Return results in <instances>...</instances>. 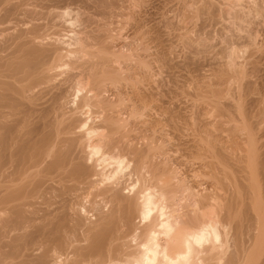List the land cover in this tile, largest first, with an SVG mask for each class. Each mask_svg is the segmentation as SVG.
I'll use <instances>...</instances> for the list:
<instances>
[{
    "label": "bare ground",
    "instance_id": "obj_1",
    "mask_svg": "<svg viewBox=\"0 0 264 264\" xmlns=\"http://www.w3.org/2000/svg\"><path fill=\"white\" fill-rule=\"evenodd\" d=\"M196 1H178L184 19L229 23L222 21L231 38L251 46L246 62L255 68L259 33L246 25L264 0H248L247 10L241 0H221V10ZM144 2L0 0V264H264V148L252 142L250 152L229 154L227 141L214 137L222 122L214 119L229 107L210 118L195 103L224 99L233 75L253 92L254 71L235 60L237 45L224 46L225 35L219 48L227 56L213 59L217 70L209 62L195 84L204 94L184 100V109L162 100L169 30L145 24L152 15ZM187 28L178 39L197 47L205 27L196 29L199 39ZM240 86L228 98H241ZM179 115L193 124L180 143L198 160L193 174L165 144Z\"/></svg>",
    "mask_w": 264,
    "mask_h": 264
},
{
    "label": "rangeland",
    "instance_id": "obj_2",
    "mask_svg": "<svg viewBox=\"0 0 264 264\" xmlns=\"http://www.w3.org/2000/svg\"><path fill=\"white\" fill-rule=\"evenodd\" d=\"M146 1H148V2H146ZM179 0H145V6L147 7V10L145 9L146 7L144 6L143 8H144V11L146 12L144 15L145 16H149V15H152V17L154 16V18H152L151 16V18L150 17H148V23H147V20L146 21H144L145 22V24H147L148 25V27H150V25H151V27H152V29H154V27H155V29L157 28L158 29V27L160 28V29H164V30H161V31H168V32H162L164 35H163V37L166 39V41L164 40V42L163 43H165L166 44V46H164L165 48H166V50H165V48H163V50H165L166 52H169L168 53V56H169V58H170V62H169V64L171 63V65H169V66H166L165 65V67L163 66V68H161V70L159 71V73H161V74H159V75H161L160 77H163V81H165V82H163V85H165V83L167 82V84H166V86L167 87H170V88H165L166 86H161L160 88H161V90H162V100L164 99V100H166L167 98H169V97H173V99H175L176 101H177V103H176V101L174 100V104H176L175 106H178L179 104H178V102L180 103V105H182V106H179V107H182L183 109L185 108V106H183V101L184 100H186V102L188 103V100L187 99H194V101H195V99L196 98H193V96H194V94H196V92H199L200 93V91H203L204 89L205 90H207L206 89V87H198V88H196L198 85H197V82H199V80H201L200 78H202L201 76H203V74H206L207 73V69H210V63H212V61H213V59L215 60V57H216V59H217V62H218V58L221 60V58L220 57H222V58H225L226 56H225V52L223 51V49H221V48H219V46L221 47V45L222 44H224V43H226V45H224V46H227L228 44H229V46L232 44V46L231 47H236V45H237V53H235V49H234V53L236 54V56H238V57H236L235 58V60L236 61H239L240 62V65H241V63L243 64L244 62V64H243V66L245 65L246 66V70L247 69H249V70H247V71H249L250 72V70H252V71H254V73L253 72H251L252 74H250V75H252V76H255V77H252V78H254V84L255 85H253V88H255L254 90H253V92L251 91V90H249V92L247 91V85L245 86V79H243V80H241V81H239L241 84H242V86L244 87V89H243V91L245 90V87H246V90L245 91H247L246 93H245V91L243 92V91H240V92H242V94L243 95H241V93H239L241 96V98H239L238 100H234V98L236 97V98H238L239 96L237 95V96H235V94H233V98L232 97H229V98H231L230 99V101L229 102H231L232 103V106H227L226 105V103L228 104L229 102H228V96L229 95H232V93H237V91H239V90H242V87L240 86L241 84H239L238 83V81H235L237 78H236V76L237 75H233V76H235V78H231L232 79V82L231 81H229V82H227L226 84L228 85V87L229 86H234V87H232V88H227V86H226V88H227V90L229 91V92H227L226 91V88L224 87V89H225V91H224V93H226V95H225V97H227V99L224 97V99L223 98H218L219 96H217V101H215L216 100V98H215V100H214V98H213V100H212V102H211V100L209 101V99H208V102H206V98L205 99H201V97L200 98H197L196 99V104H198V102H199V106L200 105H202L203 107H207V109L206 108H204L205 110H203V109H201V110H203V111H206L207 110V112H208V114L207 115H209L210 116V118H214L218 113H221L220 111H219V109L221 108H224V107H226V108H228L226 111H227V113H226V111L225 112H223L224 110L222 109V116L220 115V114H218L216 117H215V119H214V121L216 120L217 122V124H219V122L220 121H222V122H220V124L218 125V126H216V128H218L217 130H215V134H214V137L216 138V140H217V142L218 141H227V144H226V146L228 147L227 148V150H228V153L229 154H232V153H234V152H238L241 148L242 149H246L247 150V152H250V149L251 148H249L250 146V143H254L255 144V146H262V148H264V26H263V24H261V23H264V21H262V18H263V13H264V11L262 12V11H260V13L259 14H257V16L255 17V20H253V21H251L250 23L249 22H247V23H249V25L247 24L246 26L248 27H253V28H255V29H252V31H254V32H257V33H259L258 34V36H256V41H255V44H256V42L257 43H259V44H256V46H258V49L259 50H257V51H259V52H257L256 51V53H255V55H254V57H258V60H256V62L259 64V66H258V64L256 63H254V65H255V68H251L252 66H251V64L252 63H248V62H246V59L247 58H249L250 57V55L252 54V52H251V46L249 47V45L247 46V42H244L243 41V39H242V37L240 38L241 39V41L242 42H244V43H246V45L245 44H242V43H240V41H238L239 40V37L237 36V35H235V34H233L232 35V37L233 36H237L238 37V39H237V37L235 38V37H233V38H231V35H229V32H231L230 34H232L233 32H234V30H230V28H226L227 26L228 27H230V25H229V23H226L227 24V26H225L226 24H225V22H224V20L222 19V21L224 22V24L225 25H223L222 23V21H221V23H218V22H216V20H217V12L215 11V16L216 17H214L216 20H214L215 21V23L213 24V22L211 21V20H209L210 19V17L208 18L207 17V15H205V14H203V16L205 15V17H206V19H208L207 21H210L209 23L208 22H206V20H205V17H200V19H199V17L197 16V18L196 17H194V18H192L191 19V21L189 20V19H187V17L185 16V18H186V20L184 19V17H183V13H182V11L180 10L179 11V9L181 8V6H180V4H178L179 2H178ZM193 2L194 1H196V0H192ZM213 1H215L214 2V4L215 5H218L219 4V9L221 10V2L223 1H221V0H213ZM252 1V0H251ZM163 2V3H162ZM167 2V3H166ZM191 3V0L190 1H188L187 0V3ZM192 2V3H193ZM197 2V1H196ZM218 2V3H217ZM240 2H244V4L242 3V8H244V6H246L245 8L246 9H244V10H247L248 8H249V6H248V8H247V5H251V6H254V4H253V2H248V0H241ZM147 3V4H146ZM177 3V4H176ZM188 3V4H189ZM191 3V5L192 6H194V4H192ZM249 3V4H248ZM250 3H252V4H250ZM247 4V5H246ZM171 5V6H170ZM149 6V7H148ZM152 6V7H151ZM155 6V7H154ZM173 6V7H172ZM180 6V7H179ZM165 7V8H164ZM227 7V6H226ZM160 8V9H159ZM173 8V9H172ZM158 9V10H157ZM175 9V10H174ZM215 9H217V6H216V8ZM174 10V11H173ZM218 10V9H217ZM220 10H218V11H220ZM149 11V13H147ZM159 11V12H158ZM171 11V12H170ZM158 12V13H157ZM161 13V14H160ZM164 15H163V14ZM221 14L223 13L222 11L220 12ZM219 12H218V14H220ZM262 13V14H261ZM157 15V16H155V15ZM177 14V15H176ZM179 14V15H178ZM159 15V16H158ZM166 15V16H165ZM260 15V16H259ZM144 16V18H147V17H145ZM164 17L163 19H162V17ZM219 16V15H218ZM224 16V15H223ZM222 16V17H223ZM158 17V18H157ZM159 17H160V19H159ZM168 17V18H167ZM224 17H226V16H224ZM114 18H118V17H114ZM156 18V19H155ZM171 18V19H170ZM173 18V19H172ZM227 18V17H226ZM158 19V20H157ZM219 19V18H218ZM257 19H259L258 21H257ZM115 20H117V19H112V21H115ZM163 20V21H162ZM165 20V21H164ZM175 21V25H174V21ZM183 22H181V21ZM184 20V21H183ZM190 22H189V21ZM194 20V21H193ZM204 20V21H203ZM227 20H229V18H227ZM264 20V19H263ZM170 21H171V23H170ZM206 22L207 23V25L206 26H203V22ZM226 21V20H225ZM261 23H260V22ZM153 22V23H152ZM163 24H162V23ZM167 22L170 24H167ZM180 22V23H179ZM201 24H200V23ZM212 22V23H211ZM114 23V22H113ZM113 23L110 25V27L113 25ZM117 23V22H116ZM116 23H114V25H113V27L116 25ZM177 23V24H176ZM187 23V24H186ZM191 23V25H189V24ZM193 23H195V24H197V25H195V24H193ZM217 23V24H216ZM255 23V24H254ZM257 23H258V25H257ZM118 24V23H117ZM158 24H160V25H158ZM182 24H184V26L182 25ZM205 24V23H204ZM208 24H209V27H208ZM220 24H221V26H220ZM246 24V23H245ZM244 24V25H245ZM253 24L255 25V26H253ZM147 25H145L144 26V28H146L147 27ZM156 25V26H155ZM168 25V26H167ZM173 25V26H172ZM194 27H193V26ZM199 25H202L203 27H205L204 29H200L199 27H201V28H203L202 26H199ZM211 25V26H210ZM187 26L190 28V30L192 29V32H190L191 34V36L192 37H194V35L193 34H195V33H193V32H196L197 30L196 29H198V31H200L201 32V35L203 36V37H201V35H200V32H198L199 33V37L197 38V39H199L200 37H201V39H203L204 40V44H206V41L209 43H207L208 45H210V46H213V47H210V46H208V45H206V47H207V49L205 48V50H204V48H202L203 46H201V48H202V50H204L205 52H202V50L200 51V52H198L199 50L197 49V48H199L200 49V45H204L203 43L202 44H200L199 45V42H203V40H201V41H198L197 42V40L195 39V42H197L198 43V45H199V47H198V45H197V47L195 46V47H193V46H189V45H187V44H185V47H183L182 46V44H181V42H180V40L178 39L179 38V36H180V39L182 38L181 37V33L182 32H186L187 30L186 29H188L187 28ZM218 26V27H217ZM220 26V27H219ZM224 26V28H222ZM262 26V28H260ZM113 27H111L112 29H113ZM117 27V26H116ZM150 27V28H151ZM182 27H183V29H182ZM191 27H193V28H195V30L193 29V28H191ZM232 27V26H231ZM246 27V28H247ZM258 27V28H257ZM121 28V27H120ZM177 28V29H176ZM214 28V29H213ZM219 28V29H218ZM244 28H245V26H244ZM245 28V29H246ZM118 29V30H117ZM116 29V31H118L119 33H120V30L122 29H120L119 30V28H117ZM149 29V28H148ZM151 29V31H153L154 32V30H152ZM157 29H156V31H157ZM210 29L212 30L211 31V33L209 34L208 32H210ZM114 30H115V28H114ZM175 30V31H174ZM176 30H178V31H176ZM182 30V31H181ZM189 30V29H188ZM256 30V31H255ZM258 30V31H257ZM123 31V32H122ZM121 31V33L122 34H124V36H125V31H127V33L129 32V30H127V27H126V29L124 28V30H122ZM205 31V32H204ZM207 31V32H206ZM233 31V32H232ZM244 32L245 33V31H244V29L243 30H241V32ZM112 32H115V31H113L112 30ZM241 33V34H244V33ZM117 32H115V34H116ZM169 35H168V34ZM179 35H178V34ZM225 33V34H224ZM114 34V33H113ZM118 34V33H117ZM121 34V35H122ZM181 34V35H180ZM207 34L209 35L208 37H209V39H206V38H208L207 37ZM222 34H224V35H222ZM256 34V33H255ZM178 35V36H177ZM226 35V37L228 38H231L232 39V41L234 42V45H233V42L230 40V41H228V39L227 38H225V37H223V36H225ZM123 36V35H122ZM123 36V37H124ZM168 36V37H167ZM196 36H195V38H196ZM223 37V38H222ZM163 38V39H164ZM258 38V39H257ZM194 39V38H193ZM206 39V40H205ZM216 39V40H215ZM221 39V40H220ZM224 39H227V41L225 42V40ZM168 40V41H167ZM182 40V39H181ZM208 40H211V41H208ZM222 40H224V43H223V41ZM245 40V39H244ZM236 41H238V42H236ZM195 42H194V45H195ZM210 42H211V44H210ZM220 42H222V43H220ZM228 42H231V43H228ZM170 43H171V45H170ZM221 45H220V44ZM240 43V44H239ZM218 44V45H217ZM186 45H187V47H186ZM168 46V47H167ZM205 46V45H204ZM188 47H192V48H188ZM209 47V48H208ZM222 47H223V45H222ZM249 47V48H248ZM194 48H196V49H194ZM210 48H211V50H210ZM190 49H194V50H196L197 51V53H195L194 52V57L190 54V52H192L193 50H191L190 51ZM209 49V51H207ZM219 49H220V51H219ZM253 51V50H252ZM225 54H224V53ZM189 53V54H188ZM249 53H251V54H249ZM197 54V55H196ZM238 54V55H237ZM189 55H191V57H192V59H191V57L189 56ZM213 55H215L214 56V58H213ZM233 56H235L234 54H232ZM225 56V57H224ZM247 56V57H246ZM259 56L261 57V58H259ZM173 57V58H172ZM187 57L190 59V60H193L194 58V60L193 61H195V62H187V61H185V60H188L187 59ZM197 57V58H196ZM186 58V59H185ZM212 58V59H211ZM242 58V59H241ZM173 59V60H172ZM209 59L211 60V61H209ZM220 60H219V62H220ZM224 60V59H223ZM260 60V61H259ZM222 61V60H221ZM210 62V63H209ZM215 61H213V63H214ZM216 62V63H217ZM239 62H237V63H239ZM207 63H208V65H207ZM212 63V66H211V68L214 66V64ZM215 63V64H216ZM217 65V64H216ZM219 66V64L217 65V66H214V69H218L217 67ZM216 67V68H215ZM248 67V68H247ZM250 67V68H249ZM257 67H258V69H257ZM243 68H245V67H243ZM213 69V68H212ZM214 69H213V71H214ZM207 70V71H206ZM211 70V69H210ZM209 70V71H210ZM205 71V72H204ZM263 71V72H262ZM156 72H157V70H156ZM204 72V73H203ZM211 73H212V71H210ZM201 73H203L202 75H201ZM209 73V72H208ZM207 73V74H208ZM260 73V74H259ZM248 75H249V73H248ZM250 75L248 76V78H250ZM259 75V76H258ZM262 76V77H261ZM159 77V76H158ZM159 77V79H161L162 80V78H160ZM167 78V79H166ZM251 78V79H252ZM257 79V80H256ZM167 80V81H166ZM238 80V79H237ZM256 80V81H255ZM261 80V81H260ZM242 81H244V82H242ZM252 81H253V79H252ZM263 81V82H262ZM231 82V83H230ZM259 83V85H258V83ZM171 83H173V85L171 84ZM229 83V84H228ZM233 83V84H232ZM197 86H196V85ZM222 84V85H223ZM232 84V85H231ZM253 84V83H252ZM162 85V84H161ZM222 85L220 86V87H222ZM173 87V88H172ZM211 87V86H210ZM213 87V86H212ZM211 87V88H212ZM215 87V86H214ZM239 87L241 88V89H239ZM250 87H252L251 85H250ZM196 88V89H195ZM201 88V90H199ZM216 88V87H215ZM257 88V89H256ZM167 89H170V92L167 90ZM203 89V90H202ZM219 89V88H218ZM236 89V90H235ZM171 90H173L172 92H171ZM174 90H175V92H174ZM232 90H233V92H232ZM235 91V92H234ZM251 91V92H250ZM256 91H260L259 93V95L260 96H257V93H256ZM222 92V91H221ZM262 92V93H261ZM223 93V92H222ZM229 93V95L227 96V94ZM245 93V94H244ZM201 94V93H200ZM202 94H204L203 92H202ZM201 94V95H202ZM207 94V93H206ZM254 94H256V95H254ZM191 95H193L192 96V98H190L191 97ZM209 95V94H208ZM223 95V94H222ZM196 96H198V94L196 95ZM200 96V95H199ZM198 96V97H199ZM243 96V97H242ZM258 97V99H256L257 97ZM195 97V96H194ZM205 97V96H204ZM221 97H223V96H221ZM256 97V98H255ZM260 97V98H259ZM161 98V97H160ZM203 98V97H202ZM254 98V99H253ZM173 99H172V101H173ZM205 100V101H204ZM231 100H233V101H231ZM209 102H211V103H209ZM200 103H202V104H200ZM206 103H208V105L206 104ZM206 106H205V105ZM184 105H186L185 104V102H184ZM230 105V104H229ZM178 107V108H179ZM177 107H176V109H178ZM259 108H260V110H259ZM263 108V109H262ZM183 109H181L180 108V112H179V114L181 115V114H183V113H181V112H183ZM203 111H201V112H203ZM218 111V112H217ZM185 112H186V109H185ZM184 112V114H183V118H185V114H187V112L185 113ZM197 113V112H196ZM195 113V115H197ZM224 113H226V115L224 114ZM224 114V115H223ZM179 115V118L177 117L176 119H175V124L177 125H175L174 126V128L173 127H168L167 128V130H169V132H164V133H167V134H170V136H172L170 139H169V137L167 138L168 139V141L166 142L165 141V144L167 143V145L166 146H168V148H170V149H172V153L174 154L173 156H175V158H177L178 159V161L180 162V166L178 167L181 171H185V173H188V174H193V171H192V168H194V167H197V165H198V160L197 159H195V158H192V156H190V155H188L187 156V154H186V152H185V149L183 148L182 149V146L183 145H181L182 143H181V141H185L184 139H187L189 136L188 135H192V134H189V133H191V129H192V127H193V124H191L190 123V121L189 122H187V121H185L181 116ZM219 115L221 116V117H223V118H221L220 117V119L218 118L219 117ZM260 123V124H259ZM216 124V125H217ZM222 124V125H221ZM257 124H259V125H257ZM246 126V127H245ZM233 129H234V131H233ZM188 134V135H187ZM185 135H187V137H185ZM165 136H169V135H166L165 134ZM185 137V138H184ZM192 137V136H191ZM191 137H189V138H191ZM187 141V140H186ZM185 141V142H186ZM184 142V143H185ZM178 143L180 144V145H178ZM187 143H189V141L187 142ZM186 144V143H185ZM170 146V147H169ZM186 146V145H185ZM167 148V147H166ZM171 154V153H170ZM172 155V154H171ZM92 218V217H91Z\"/></svg>",
    "mask_w": 264,
    "mask_h": 264
}]
</instances>
